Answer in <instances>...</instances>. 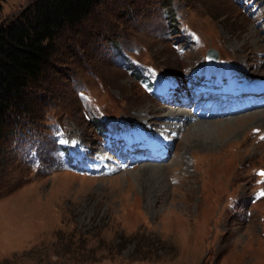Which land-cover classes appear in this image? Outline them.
<instances>
[{"label": "rangeland", "instance_id": "rangeland-1", "mask_svg": "<svg viewBox=\"0 0 264 264\" xmlns=\"http://www.w3.org/2000/svg\"><path fill=\"white\" fill-rule=\"evenodd\" d=\"M35 1L0 0V27ZM210 50L263 82L264 0H103L59 36L29 94L41 117L0 176V264H264V124L250 126L264 105L199 86L178 101ZM149 70L175 79L171 104L143 89ZM237 119L230 134L189 133ZM145 129L176 135L163 162L130 155Z\"/></svg>", "mask_w": 264, "mask_h": 264}, {"label": "trees", "instance_id": "trees-1", "mask_svg": "<svg viewBox=\"0 0 264 264\" xmlns=\"http://www.w3.org/2000/svg\"><path fill=\"white\" fill-rule=\"evenodd\" d=\"M102 1L37 0L0 27V176L15 159L21 129L41 117L29 94L51 62L56 40L85 22Z\"/></svg>", "mask_w": 264, "mask_h": 264}, {"label": "bare ground", "instance_id": "bare-ground-1", "mask_svg": "<svg viewBox=\"0 0 264 264\" xmlns=\"http://www.w3.org/2000/svg\"><path fill=\"white\" fill-rule=\"evenodd\" d=\"M254 42H256V41H253L252 43L256 45L257 43H254ZM249 115L250 114L245 115V116H249ZM246 118H248V117H246ZM247 120H245V121H242V120L239 121V119H237V120L225 121V122L221 123V126L219 124H217V123H211V122L210 123H208V122L207 123H202V122H200L198 124H195L192 127V130L189 133H191V134H198V133H200V134H205V135L213 136V135H215V133H219V132L223 131L222 133L226 132V133L230 134L231 132L238 131V129H242L243 127L245 128V126H246L245 122ZM240 122H243V123H240ZM256 124H264V111L263 110L262 111H259L257 113V116H253L250 119V126H255ZM241 125H243V126H241ZM172 131H173V129H172ZM244 145H246V144H244ZM148 172H147V175L152 176V178L153 177H158L160 179L161 176H162L161 168H159V167L158 168H156V167L155 168H152Z\"/></svg>", "mask_w": 264, "mask_h": 264}, {"label": "snow or ice", "instance_id": "snow-or-ice-1", "mask_svg": "<svg viewBox=\"0 0 264 264\" xmlns=\"http://www.w3.org/2000/svg\"><path fill=\"white\" fill-rule=\"evenodd\" d=\"M262 139H264V137H262ZM259 174L262 175V176H264V171H262V172L259 173ZM260 195H261V196H264V192H262Z\"/></svg>", "mask_w": 264, "mask_h": 264}]
</instances>
